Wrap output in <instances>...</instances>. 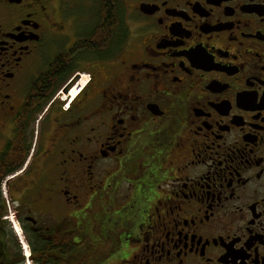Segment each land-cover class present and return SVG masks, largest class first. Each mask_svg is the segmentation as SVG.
<instances>
[{"label": "flooded vegetation", "instance_id": "af4514ba", "mask_svg": "<svg viewBox=\"0 0 264 264\" xmlns=\"http://www.w3.org/2000/svg\"><path fill=\"white\" fill-rule=\"evenodd\" d=\"M0 264H264V0H0Z\"/></svg>", "mask_w": 264, "mask_h": 264}]
</instances>
